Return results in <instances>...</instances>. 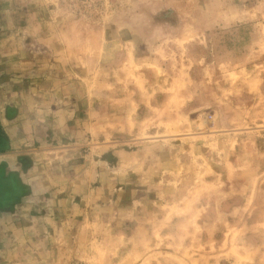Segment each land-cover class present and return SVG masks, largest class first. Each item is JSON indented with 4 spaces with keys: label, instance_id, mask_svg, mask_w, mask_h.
Listing matches in <instances>:
<instances>
[{
    "label": "rangeland",
    "instance_id": "obj_1",
    "mask_svg": "<svg viewBox=\"0 0 264 264\" xmlns=\"http://www.w3.org/2000/svg\"><path fill=\"white\" fill-rule=\"evenodd\" d=\"M0 264H264V0H0Z\"/></svg>",
    "mask_w": 264,
    "mask_h": 264
}]
</instances>
